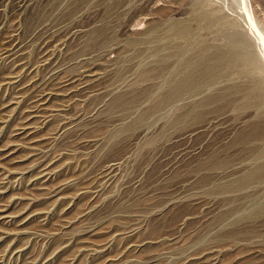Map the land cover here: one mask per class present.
I'll return each instance as SVG.
<instances>
[{
  "label": "rangeland",
  "instance_id": "374dc122",
  "mask_svg": "<svg viewBox=\"0 0 264 264\" xmlns=\"http://www.w3.org/2000/svg\"><path fill=\"white\" fill-rule=\"evenodd\" d=\"M215 2L0 0V264H264V79Z\"/></svg>",
  "mask_w": 264,
  "mask_h": 264
},
{
  "label": "bare ground",
  "instance_id": "6f19581e",
  "mask_svg": "<svg viewBox=\"0 0 264 264\" xmlns=\"http://www.w3.org/2000/svg\"><path fill=\"white\" fill-rule=\"evenodd\" d=\"M214 1H216L215 7H210L205 12L209 21H220L230 26L232 38L241 41L242 51L244 49L246 51L244 57L251 70H259L262 79H264V31L259 27L253 15L250 0H232L230 3H227L226 0ZM240 1L242 3V10L239 12L234 11V8L239 5L238 3ZM179 26L181 27L176 28L179 34L182 36L190 35L191 30L186 25L179 24ZM242 51L211 54L208 57V62L206 61V65L200 67L190 66L178 84L176 92H180L184 88H192L194 85L198 86L203 84L206 81V77L215 72L213 69L217 65L221 67L235 66V63L243 58L240 57ZM212 70L213 72H211ZM9 82L12 83L15 81L13 78H10Z\"/></svg>",
  "mask_w": 264,
  "mask_h": 264
}]
</instances>
